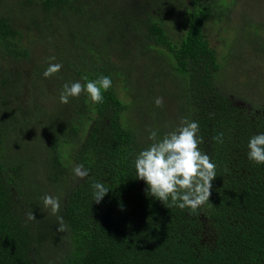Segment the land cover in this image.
Listing matches in <instances>:
<instances>
[{
	"label": "trees",
	"instance_id": "trees-1",
	"mask_svg": "<svg viewBox=\"0 0 264 264\" xmlns=\"http://www.w3.org/2000/svg\"><path fill=\"white\" fill-rule=\"evenodd\" d=\"M13 1L11 12L0 5V264H264V164L247 147L264 133V102L224 89L229 56L209 34L233 25L239 0ZM50 63L63 67L46 78ZM102 75L112 80L103 103L86 92L59 101L65 83ZM182 118L199 123L216 165L195 213L135 178L150 130L162 138ZM97 182L110 189L100 203ZM45 195L59 199L56 215Z\"/></svg>",
	"mask_w": 264,
	"mask_h": 264
},
{
	"label": "clouds",
	"instance_id": "clouds-1",
	"mask_svg": "<svg viewBox=\"0 0 264 264\" xmlns=\"http://www.w3.org/2000/svg\"><path fill=\"white\" fill-rule=\"evenodd\" d=\"M55 60V57H51ZM59 63H50L43 75L50 78L62 69ZM86 84L79 81L70 85L65 83L59 95V101L69 103L70 97H79L86 92L93 103H103V92L112 87L109 76H100L96 80H87ZM157 107H163V97L155 99ZM199 123L194 120L182 118L179 125L158 138L156 130H150L149 139L152 143L141 150L134 161L136 177L147 184L146 193L163 202L170 208H188L195 213L197 209L207 203L212 194V181L216 176V165L208 154L203 153L199 145L202 138L199 136ZM222 133L215 136L218 142L222 141ZM248 158L257 163L264 164V133L252 136L248 142ZM75 174L84 178L87 171H82V166L74 169ZM93 200L100 203L110 189L103 183H94ZM45 208H50L56 215L60 210L59 199L51 195L42 197ZM169 201L171 203L169 204ZM28 219H35V214L27 213ZM59 227L57 231L63 232L67 226L62 216L57 217Z\"/></svg>",
	"mask_w": 264,
	"mask_h": 264
},
{
	"label": "rangeland",
	"instance_id": "rangeland-1",
	"mask_svg": "<svg viewBox=\"0 0 264 264\" xmlns=\"http://www.w3.org/2000/svg\"><path fill=\"white\" fill-rule=\"evenodd\" d=\"M0 5L10 12L11 7L17 8V3L13 0H0ZM233 11L237 18H234L233 25L227 22L213 24L209 30L212 45L219 50L221 56H229L222 61V69L217 78L226 86H223L224 89L238 101H247L243 99L245 98L250 99L247 102H264V48L261 46L262 49L257 50L258 46L264 44V0H239ZM240 16L250 21L251 26L242 24L238 20ZM256 31L260 35L258 46H255V40L252 42ZM139 64L142 65L143 62L139 61ZM166 112L178 118L172 105L166 107Z\"/></svg>",
	"mask_w": 264,
	"mask_h": 264
}]
</instances>
